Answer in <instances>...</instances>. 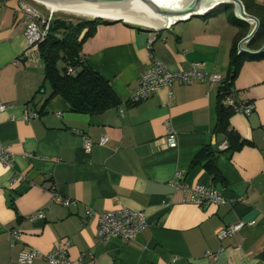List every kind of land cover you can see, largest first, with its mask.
<instances>
[{"label": "crops", "instance_id": "obj_1", "mask_svg": "<svg viewBox=\"0 0 264 264\" xmlns=\"http://www.w3.org/2000/svg\"><path fill=\"white\" fill-rule=\"evenodd\" d=\"M253 1L264 6V0ZM22 2L29 3L0 0V102L7 105L0 112V142L13 157L12 167L0 163V264H20L19 252L30 248L41 255L27 264H48L45 255L66 238L70 264H264V57L244 55L236 70L231 63L252 23L239 26L230 11H218L158 31L122 21L97 26L81 54L109 82L119 105L87 114L71 110L60 95L50 97L43 86L44 64L38 46L27 44ZM154 59L170 70L202 62L238 103L255 105L249 115L230 116L246 143L216 154L217 180L192 161L204 147L220 149L227 142L216 130L220 85L175 82L171 97L161 88L131 103ZM32 112L39 116L27 120ZM167 127L175 148L166 145ZM172 180L219 189L227 200L196 205ZM55 194L76 203L64 206ZM118 207L142 210L147 226L126 242L101 241L97 215ZM38 212L44 216L30 219ZM252 220L230 236H217L230 224ZM10 228L21 231V241L11 243Z\"/></svg>", "mask_w": 264, "mask_h": 264}, {"label": "built area", "instance_id": "obj_2", "mask_svg": "<svg viewBox=\"0 0 264 264\" xmlns=\"http://www.w3.org/2000/svg\"><path fill=\"white\" fill-rule=\"evenodd\" d=\"M19 10L24 12L29 17V22L26 27L25 37L29 47L38 46L50 34V24L54 12L47 10L42 12L39 7L32 3L22 2ZM72 71V69H69ZM195 81L208 83L210 86L223 85V78L217 73H209L203 69L202 62H192L187 69L170 70L160 60L154 59L151 66L145 70L139 78L137 89L130 96L131 103H138L147 99L153 93L161 88H166L168 96H172V86L175 82H182L186 84ZM224 103L231 106L234 112L249 115L255 109L252 102L238 103L231 95L226 96ZM7 105L0 102V112L4 111ZM38 113L32 112L26 115V119L37 118ZM108 140L103 137L101 143L104 144ZM85 147L89 148L91 143L89 139H84ZM166 145L175 148L177 141L174 133L170 127H167ZM227 147L226 142L220 146V149ZM0 163L6 167L13 166V157L11 152L0 142ZM183 171H178L176 176L182 178ZM170 185L176 190L189 191L186 201L192 202L196 205H208L211 203L223 204L227 198L219 189L209 187L202 184L189 186L181 180H172ZM55 200L59 201L64 206L75 204L76 201L70 198L55 194ZM86 215L95 214L91 209H86ZM41 212L32 215L30 219L43 217ZM98 230L97 236L101 241H106L110 237L119 238L122 241H129L134 239L147 226L146 215L142 210L130 209L127 207H118L112 210L105 211L97 215ZM255 223L254 220L250 222L239 221L230 224L218 231V238L222 239L238 232L246 224L251 225ZM21 231L16 228L9 229L10 241L15 244L21 241ZM70 239H62L57 243L55 248L45 255L48 264H70L69 258ZM41 255L36 248H30L20 251L18 254V262L20 264L31 263L34 259Z\"/></svg>", "mask_w": 264, "mask_h": 264}, {"label": "trees", "instance_id": "obj_3", "mask_svg": "<svg viewBox=\"0 0 264 264\" xmlns=\"http://www.w3.org/2000/svg\"><path fill=\"white\" fill-rule=\"evenodd\" d=\"M244 7L248 14L255 16L259 21L257 30L246 42L248 49L256 51L264 45V6L255 3L253 0H247L244 1ZM218 11H230L232 13L230 18L239 26L245 23L234 15L232 4H220L205 15H212ZM108 23L110 21L101 18L72 21L53 15L50 34L38 45L39 54L44 64L43 86L50 88V97L62 96L71 110L75 112L101 113L119 105V100L109 82L94 71L81 54L83 42L94 35L97 26ZM244 55L260 58L264 57V51L259 53L239 52L235 45L231 62L235 70ZM229 95L234 97V91L226 82H223L219 89L220 102L216 130L226 136L227 147L225 149L204 147L192 161V165L202 164L213 181L219 178V173L214 166L216 154L237 149L246 143V140L230 126L229 118L234 110L224 103L225 97Z\"/></svg>", "mask_w": 264, "mask_h": 264}, {"label": "water", "instance_id": "obj_4", "mask_svg": "<svg viewBox=\"0 0 264 264\" xmlns=\"http://www.w3.org/2000/svg\"><path fill=\"white\" fill-rule=\"evenodd\" d=\"M36 4L62 13L86 18H101L111 23L122 21L136 29L161 30L177 21L208 13L220 4H232L234 13L252 24L249 33L238 43V50L248 53L264 51V45L256 51L243 47L259 26L258 19L248 14L241 0H32Z\"/></svg>", "mask_w": 264, "mask_h": 264}, {"label": "rangeland", "instance_id": "obj_5", "mask_svg": "<svg viewBox=\"0 0 264 264\" xmlns=\"http://www.w3.org/2000/svg\"><path fill=\"white\" fill-rule=\"evenodd\" d=\"M27 1L32 3V4L37 5L42 12H46L48 10V9L36 4L32 0H27ZM54 16L55 17H59L61 19H66V20L69 19V20H72V21H77V20H80V19H91V18H86V17L74 15V14L62 13V12H57V11L54 12Z\"/></svg>", "mask_w": 264, "mask_h": 264}, {"label": "bare ground", "instance_id": "obj_6", "mask_svg": "<svg viewBox=\"0 0 264 264\" xmlns=\"http://www.w3.org/2000/svg\"><path fill=\"white\" fill-rule=\"evenodd\" d=\"M51 11V10H50ZM52 12H55V11H52Z\"/></svg>", "mask_w": 264, "mask_h": 264}]
</instances>
